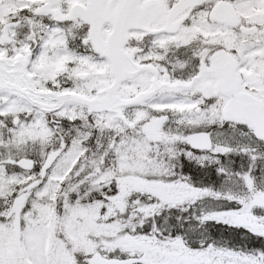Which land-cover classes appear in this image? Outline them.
Here are the masks:
<instances>
[{"label":"snow or ice","instance_id":"obj_1","mask_svg":"<svg viewBox=\"0 0 264 264\" xmlns=\"http://www.w3.org/2000/svg\"><path fill=\"white\" fill-rule=\"evenodd\" d=\"M0 264H264V0H0Z\"/></svg>","mask_w":264,"mask_h":264}]
</instances>
